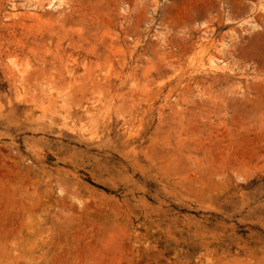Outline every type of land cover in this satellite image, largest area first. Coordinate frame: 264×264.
<instances>
[{"label":"rangeland","instance_id":"rangeland-1","mask_svg":"<svg viewBox=\"0 0 264 264\" xmlns=\"http://www.w3.org/2000/svg\"><path fill=\"white\" fill-rule=\"evenodd\" d=\"M0 264H264V0H0Z\"/></svg>","mask_w":264,"mask_h":264},{"label":"bare ground","instance_id":"bare-ground-1","mask_svg":"<svg viewBox=\"0 0 264 264\" xmlns=\"http://www.w3.org/2000/svg\"><path fill=\"white\" fill-rule=\"evenodd\" d=\"M60 0H48V6L49 7H55L56 6V3L57 2H59ZM216 59H214V58H209L208 60H207V63H208V65L211 67V68H214V67H216L217 66V64H216Z\"/></svg>","mask_w":264,"mask_h":264}]
</instances>
